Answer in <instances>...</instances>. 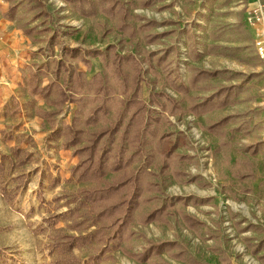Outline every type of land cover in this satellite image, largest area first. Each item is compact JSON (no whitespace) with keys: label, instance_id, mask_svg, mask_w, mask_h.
Returning a JSON list of instances; mask_svg holds the SVG:
<instances>
[{"label":"rangeland","instance_id":"obj_1","mask_svg":"<svg viewBox=\"0 0 264 264\" xmlns=\"http://www.w3.org/2000/svg\"><path fill=\"white\" fill-rule=\"evenodd\" d=\"M2 1L7 16L25 34L29 31L33 51L25 81L38 100L26 102L47 122L41 130L69 123L74 110L69 104L54 119L45 116L53 110L49 100L32 94L28 84L36 67L61 58V45L88 52L114 45L117 53L133 54L142 64L143 98L155 90L181 100V111L161 124L167 133L164 149L173 156L170 166L165 171L152 167L159 191L148 194L151 201L142 211L170 199L177 202L163 219L135 222L134 235L107 253L101 264H264V66L248 25L249 11L259 4L264 9V0H121L132 17V36L130 29L118 30V20L98 7L93 12L66 0ZM86 58L88 64H72L87 78L102 72L99 57ZM49 78L39 75L40 86ZM182 84L180 93L174 87ZM232 86L236 95L224 106L198 115L188 111L189 97L204 99ZM224 117V127H210ZM52 132L7 140L15 144L7 154L18 147L32 156L0 180L11 189L16 175H26L11 202L0 191V264H53L72 256L84 261L95 252L96 246H88L66 255L48 253L51 237L74 233L69 220L50 217L76 206L80 191L94 186L72 179L78 159ZM147 241L176 242L185 255L176 258L173 249L146 262L129 255Z\"/></svg>","mask_w":264,"mask_h":264},{"label":"trees","instance_id":"obj_2","mask_svg":"<svg viewBox=\"0 0 264 264\" xmlns=\"http://www.w3.org/2000/svg\"><path fill=\"white\" fill-rule=\"evenodd\" d=\"M66 1L82 3L93 12L98 7L104 15L118 20V30L126 32L130 29L132 36L133 26L129 22L132 17L121 0ZM50 39H55V33ZM60 50L59 60L47 61L31 71L28 84L32 94L49 100L53 110L45 112L47 117L54 119L63 107L74 106L69 123L59 127L52 123V135L62 138L63 147L71 149L78 159L70 171L72 179L77 183L90 182L94 186L80 191L79 198L74 200L76 206L68 207L62 215L50 217L69 220V228L74 233H57L47 243V250L49 254L66 255L74 249L96 246L95 252L84 261L72 256L53 264H101L107 253L134 235L132 226L135 222L145 225L163 219L177 202L170 199L142 211L151 201L148 194L159 191L152 167L165 171L170 166L173 156L171 150L164 149L167 133L161 131V124L167 116L181 111V100L155 90L147 99L143 98L142 64L133 54L117 53L114 45L95 52L65 45H61ZM86 57H99L102 72L87 78L72 64L74 60L88 64ZM39 75H50V78L40 86ZM183 87L182 84L174 88L181 93ZM235 88H221L204 99L189 97L188 111L198 115L216 105L224 106L229 96L236 95ZM226 119H219L210 127L222 128ZM31 156L18 147L9 154L0 152V180L7 176V171L9 175L15 168L26 164ZM179 158L184 159V156ZM138 163L141 165L134 168ZM109 174L113 175L110 180L106 179ZM12 181L14 186L11 189L0 181V191L8 202L22 189L26 175L20 173ZM173 249L174 257L185 255L182 245L173 241H147L141 251L129 255L139 262H146L162 251Z\"/></svg>","mask_w":264,"mask_h":264},{"label":"crops","instance_id":"obj_3","mask_svg":"<svg viewBox=\"0 0 264 264\" xmlns=\"http://www.w3.org/2000/svg\"><path fill=\"white\" fill-rule=\"evenodd\" d=\"M2 3L0 0V150L7 154L15 145H10L8 139L22 135L39 138L52 130H41L47 122L38 116L36 108L28 109L26 101L37 99L29 94L25 81L33 48L27 34L7 16Z\"/></svg>","mask_w":264,"mask_h":264},{"label":"built area","instance_id":"obj_4","mask_svg":"<svg viewBox=\"0 0 264 264\" xmlns=\"http://www.w3.org/2000/svg\"><path fill=\"white\" fill-rule=\"evenodd\" d=\"M249 14L251 16L248 25L254 34L256 54L264 66V9L261 5H258L250 10Z\"/></svg>","mask_w":264,"mask_h":264}]
</instances>
